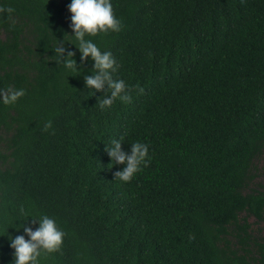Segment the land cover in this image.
Wrapping results in <instances>:
<instances>
[{
  "label": "trees",
  "instance_id": "obj_1",
  "mask_svg": "<svg viewBox=\"0 0 264 264\" xmlns=\"http://www.w3.org/2000/svg\"><path fill=\"white\" fill-rule=\"evenodd\" d=\"M69 2L0 0V90H24L0 104V264L39 214L65 233L41 264H264V0H111L121 30L87 38L129 99L106 109L93 62L59 43L82 69L66 76L51 49ZM121 138L148 145L127 182L105 151Z\"/></svg>",
  "mask_w": 264,
  "mask_h": 264
},
{
  "label": "clouds",
  "instance_id": "obj_2",
  "mask_svg": "<svg viewBox=\"0 0 264 264\" xmlns=\"http://www.w3.org/2000/svg\"><path fill=\"white\" fill-rule=\"evenodd\" d=\"M67 10L71 14L69 18L71 34L65 33L60 42L54 40L51 49L55 60L60 63L66 76L78 75L82 69L77 67L73 53L68 51L64 54V48L58 46L63 42L74 44L80 53L81 62L86 58L93 62L91 74L84 77V85L86 89L91 90V95L94 90H104V95L98 97L99 107L109 108L116 99L122 102L127 101L129 97L125 81L113 76L118 67L114 56L110 51L102 50L92 39L87 38L98 33L121 30L122 23L113 12L111 0H70ZM0 13L11 18L15 9L0 6ZM62 55L63 60L61 61ZM23 95L22 88L2 89L0 90V104L12 105ZM47 127H50V122L45 125V128ZM122 143V138L112 139L109 145H105V151L110 158L111 167L122 165L114 172V177L127 182L143 164L147 163L148 145L142 141H134L130 144V149L125 151L122 149ZM30 216L34 215L21 205L17 219L23 218L24 220ZM10 222V220L7 221V228ZM14 227H23L24 234L9 236V247L13 250L11 264H41L42 254L57 252L62 246L65 233L57 226L56 221L46 214H39L38 227L35 229L25 227L23 224Z\"/></svg>",
  "mask_w": 264,
  "mask_h": 264
},
{
  "label": "rangeland",
  "instance_id": "obj_3",
  "mask_svg": "<svg viewBox=\"0 0 264 264\" xmlns=\"http://www.w3.org/2000/svg\"><path fill=\"white\" fill-rule=\"evenodd\" d=\"M255 173L257 174V182H260L264 185V152L258 157L255 162ZM252 221V219H250ZM256 227V226H254Z\"/></svg>",
  "mask_w": 264,
  "mask_h": 264
}]
</instances>
